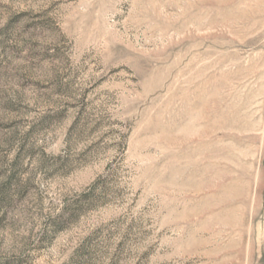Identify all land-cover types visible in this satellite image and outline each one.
<instances>
[{
  "label": "rangeland",
  "instance_id": "rangeland-1",
  "mask_svg": "<svg viewBox=\"0 0 264 264\" xmlns=\"http://www.w3.org/2000/svg\"><path fill=\"white\" fill-rule=\"evenodd\" d=\"M0 264H264V0H0Z\"/></svg>",
  "mask_w": 264,
  "mask_h": 264
}]
</instances>
